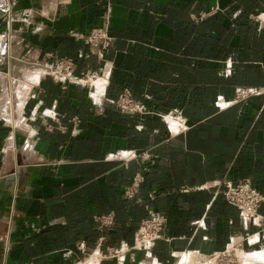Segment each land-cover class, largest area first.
Instances as JSON below:
<instances>
[{"label": "crops", "instance_id": "crops-1", "mask_svg": "<svg viewBox=\"0 0 264 264\" xmlns=\"http://www.w3.org/2000/svg\"><path fill=\"white\" fill-rule=\"evenodd\" d=\"M258 1L250 8L243 0H208L205 7L206 0H114V70L121 71L122 58L128 63L123 85L136 112L108 102L120 87L94 94L68 83L54 90V80L37 78L23 103L38 119L27 158L34 163L23 170L22 187L6 180L8 171L0 182V199L13 203L15 214L9 250L0 239V264H177L183 254L264 264V222H244L221 192L223 181L249 180L264 193ZM102 4L0 0V36L15 31L14 43L30 40L39 50L79 48ZM11 15L18 17L10 22ZM55 115L66 118L65 130ZM72 115L79 124L67 120ZM0 207L1 216L10 214ZM110 212L113 228L100 229L95 216ZM154 212L164 217L163 237L136 249L140 222ZM258 215L264 218V203ZM89 251L96 263H82ZM110 251L116 254L106 256Z\"/></svg>", "mask_w": 264, "mask_h": 264}, {"label": "rangeland", "instance_id": "rangeland-1", "mask_svg": "<svg viewBox=\"0 0 264 264\" xmlns=\"http://www.w3.org/2000/svg\"><path fill=\"white\" fill-rule=\"evenodd\" d=\"M113 1L114 0H103V11L100 20L97 25L91 26V28L85 32L82 46L79 48H74L72 44L69 43L61 45L57 52L54 50L55 48L51 46H42L41 50H39L34 47L30 40L26 41V39H24V44L20 41L19 43H13L15 31L13 32L10 30L9 38H6V35L0 36V64H3V62L6 64L5 70L0 68V88H2L0 90V171L2 170L0 173V182L7 177L6 174L8 171V177L9 174H13L14 183L15 181L18 183L25 167L28 168L34 163L32 159L27 158L29 157L28 150L33 146V129H35L34 125L37 123L36 121L38 119L36 116H32L28 111L26 112L27 114L23 112V103L32 90H34L33 86L40 75H46L48 84L51 82L50 80H54L52 85H57L54 90H67L65 86L68 83H72L73 86L76 84L77 90L86 88L87 90H92L93 93L95 90H118L120 87L122 90L121 95H118L115 99L112 98L111 94L105 97L109 100L108 102H110V104L115 105V107L123 113L133 112L128 109L124 111L120 107L122 105L128 107L127 101L123 100L124 94L128 90L127 86L123 85L128 63L122 58L120 63L121 71L116 72L114 70L117 54L114 56L113 53L114 30L110 24ZM207 1L208 0H206L202 7L208 6ZM156 10L158 11L159 9L156 8ZM16 17L18 16L16 15ZM16 17L11 15L10 22L16 19ZM94 36H96V38ZM18 59L20 64H17ZM81 59L83 60L81 61ZM30 67L33 68L31 69ZM3 81L5 82L3 83ZM21 82L25 84L23 85ZM96 97L101 96L94 95V101H97ZM138 113L141 112L139 111ZM170 118L173 117L170 116ZM63 119L66 118L60 115H55L52 118L53 122H55L60 129L65 130L67 127L66 125L64 126L62 122ZM67 120L75 125L80 122V118L76 115L68 117ZM52 125L54 124H51V126ZM11 169L13 170L10 172ZM6 180L8 181L10 179L6 178ZM13 193H15V191H12L11 195H14ZM1 204L5 207L4 211L10 207V214L8 216L6 214L0 215V222L2 223V227L0 228V239L4 243L3 247L9 250L11 246V234L15 228V223L13 221V217L15 216V214H13L14 204L7 199L3 200V202L0 199V206ZM103 228L109 230L113 228V225H104L101 226L100 229ZM108 242L109 240H106V243ZM80 248H84L81 243ZM232 253L234 258H236L235 255L238 256V251H233ZM110 254H116V252L110 251V253H106V256L110 257ZM90 255H92L91 251L82 256V263L86 262L88 259H92L90 261L96 263L97 256L95 254L93 256ZM228 258L232 257L228 256ZM213 261L215 264H221V262H219V257H216ZM22 264L33 263L24 262Z\"/></svg>", "mask_w": 264, "mask_h": 264}, {"label": "built area", "instance_id": "built-area-1", "mask_svg": "<svg viewBox=\"0 0 264 264\" xmlns=\"http://www.w3.org/2000/svg\"><path fill=\"white\" fill-rule=\"evenodd\" d=\"M94 37L96 38V36ZM247 92L248 91H241L238 93V96H245ZM120 99L122 100L121 97ZM123 100L127 101L128 107L122 105L120 106L122 110L125 111V109H128L131 112L137 111V107L132 101L129 92L124 94ZM221 192L225 200L239 210L241 219L244 222L254 225H258L261 221L264 222V218H259L258 215V208L264 203V193L252 185L249 180L223 181ZM95 220L99 223L100 227L104 225H113L114 214L110 212L108 214L95 216ZM163 230L164 217L158 212L152 213L148 218L140 222L134 247L140 250H148L157 240L163 237ZM81 245L83 246V242H81ZM205 258H207L208 261L210 259L214 260V256H207ZM198 261L200 264L206 263L205 259Z\"/></svg>", "mask_w": 264, "mask_h": 264}, {"label": "bare ground", "instance_id": "bare-ground-1", "mask_svg": "<svg viewBox=\"0 0 264 264\" xmlns=\"http://www.w3.org/2000/svg\"><path fill=\"white\" fill-rule=\"evenodd\" d=\"M16 40V39H15ZM14 40V41H15ZM14 43V42H13ZM2 49V48H1ZM1 52V51H0ZM3 52V51H2ZM0 55H1V53H0ZM19 62V61H18ZM18 62H17V64H18ZM23 63V62H22ZM14 64V63H13ZM20 64V63H19ZM24 64V63H23ZM19 66V65H18ZM22 67V66H21ZM18 69V68H17ZM20 70V69H19ZM3 76V75H2ZM2 80V79H1ZM4 80V79H3ZM5 81H3V83H4ZM18 82V81H17ZM25 84V83H24ZM4 86V85H3ZM2 87V86H1ZM2 88H0V90H1ZM1 94V93H0ZM1 97V96H0ZM1 100V99H0ZM5 103V102H4ZM21 106V105H20ZM6 107V106H5ZM241 254V253H240ZM182 257V259H180V261L177 263V264H200L199 263V257H195V256H192V255H188V254H186V255H182L181 256ZM205 259V261H206V263L205 264H215L214 263V261H213V259L211 260H209L208 261V259L207 258H204ZM196 261V262H195Z\"/></svg>", "mask_w": 264, "mask_h": 264}, {"label": "trees", "instance_id": "trees-1", "mask_svg": "<svg viewBox=\"0 0 264 264\" xmlns=\"http://www.w3.org/2000/svg\"><path fill=\"white\" fill-rule=\"evenodd\" d=\"M258 0H243V4L244 5H249L250 8H252L253 6L258 8V4H257ZM258 2H260L261 4L264 3V0H259ZM259 3V5L261 6V4Z\"/></svg>", "mask_w": 264, "mask_h": 264}, {"label": "water", "instance_id": "water-1", "mask_svg": "<svg viewBox=\"0 0 264 264\" xmlns=\"http://www.w3.org/2000/svg\"><path fill=\"white\" fill-rule=\"evenodd\" d=\"M5 10V9H4ZM0 68H3L4 70L6 69V64H5V62H3V64H0ZM14 178V175L13 174H9V177H8V179H13ZM20 184V182H18V184L17 185H19ZM19 187V186H18Z\"/></svg>", "mask_w": 264, "mask_h": 264}, {"label": "flooded vegetation", "instance_id": "flooded-vegetation-1", "mask_svg": "<svg viewBox=\"0 0 264 264\" xmlns=\"http://www.w3.org/2000/svg\"><path fill=\"white\" fill-rule=\"evenodd\" d=\"M19 182H20V184L19 185H17V186H21L22 187V184H24L25 183V178H24V176H23V174L21 175V177H20V179H19ZM18 184V183H17Z\"/></svg>", "mask_w": 264, "mask_h": 264}]
</instances>
